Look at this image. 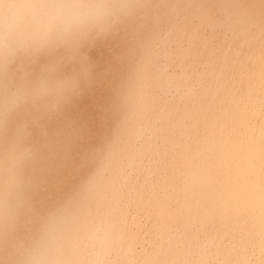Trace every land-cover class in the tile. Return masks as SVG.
I'll use <instances>...</instances> for the list:
<instances>
[{"label": "bare ground", "instance_id": "obj_1", "mask_svg": "<svg viewBox=\"0 0 264 264\" xmlns=\"http://www.w3.org/2000/svg\"><path fill=\"white\" fill-rule=\"evenodd\" d=\"M185 4L0 0V264H264V34L173 115Z\"/></svg>", "mask_w": 264, "mask_h": 264}, {"label": "flooded vegetation", "instance_id": "obj_2", "mask_svg": "<svg viewBox=\"0 0 264 264\" xmlns=\"http://www.w3.org/2000/svg\"><path fill=\"white\" fill-rule=\"evenodd\" d=\"M185 2L187 4L170 21L167 34L170 33V79L177 87L181 79L186 78V84L177 94L179 97L170 102L173 115L193 111L204 104L202 90L207 92L210 86L220 87L219 83L223 81L229 85L247 55L252 56L261 48L245 42H257L258 36L264 34V0H243L242 3L240 11L245 23L251 26L248 33L251 40L231 32L230 13L234 9L223 0ZM238 54L242 58L233 68ZM190 92H198L199 95L193 96Z\"/></svg>", "mask_w": 264, "mask_h": 264}, {"label": "rangeland", "instance_id": "obj_3", "mask_svg": "<svg viewBox=\"0 0 264 264\" xmlns=\"http://www.w3.org/2000/svg\"><path fill=\"white\" fill-rule=\"evenodd\" d=\"M172 3H174V2H172ZM173 7V6H172ZM172 9V8H171ZM169 15V14H168ZM167 19H168V16H167V18H166V20H165V22L162 24V27H161V31H160V33H159V35H158V37H157V39H156V42L155 43H157V41L158 40H160V42H162L163 41V39H165V37H166V35H167V33H168V30H169V24H170V22L168 23H166V21H167ZM171 25V24H170ZM155 48L156 47H154L153 49H152V52H151V54H150V63H151V67H152V63L154 62V60H155V57L154 56H156L157 54H159V53H156V55H155V53H154V51H155ZM149 63V62H148ZM149 66L147 65L146 67H144L145 69V71H147V68H148ZM151 67H150V70H151ZM149 70V71H150ZM139 106H141V97L139 98V101H138V108H139Z\"/></svg>", "mask_w": 264, "mask_h": 264}, {"label": "clouds", "instance_id": "obj_4", "mask_svg": "<svg viewBox=\"0 0 264 264\" xmlns=\"http://www.w3.org/2000/svg\"><path fill=\"white\" fill-rule=\"evenodd\" d=\"M3 59H4V57H3V56H0V62H2V61H3Z\"/></svg>", "mask_w": 264, "mask_h": 264}]
</instances>
